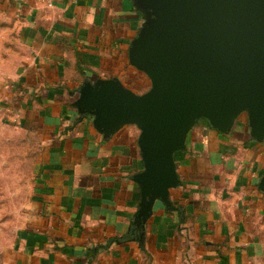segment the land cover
Listing matches in <instances>:
<instances>
[{
  "label": "crops",
  "instance_id": "0c3cea01",
  "mask_svg": "<svg viewBox=\"0 0 264 264\" xmlns=\"http://www.w3.org/2000/svg\"><path fill=\"white\" fill-rule=\"evenodd\" d=\"M143 22L134 0H0L2 121L37 142L0 264H264V141L244 115L227 134L189 131L171 207L139 229V130L107 138L74 108L85 81L140 73L128 49Z\"/></svg>",
  "mask_w": 264,
  "mask_h": 264
},
{
  "label": "water",
  "instance_id": "95a60500",
  "mask_svg": "<svg viewBox=\"0 0 264 264\" xmlns=\"http://www.w3.org/2000/svg\"><path fill=\"white\" fill-rule=\"evenodd\" d=\"M134 4L144 22L128 59L149 89L137 94L117 78L87 80L73 106L107 138L127 125L139 130L140 229L155 202L171 207L170 190L180 185L174 154L200 120L227 134L244 115L250 139L264 141V0ZM257 188L264 193V173Z\"/></svg>",
  "mask_w": 264,
  "mask_h": 264
},
{
  "label": "rangeland",
  "instance_id": "374dc122",
  "mask_svg": "<svg viewBox=\"0 0 264 264\" xmlns=\"http://www.w3.org/2000/svg\"><path fill=\"white\" fill-rule=\"evenodd\" d=\"M122 81L137 94L149 89L148 79L140 73L129 74ZM2 114L0 110V250L14 241L16 229L21 225L27 183L34 175L37 143L16 129L6 127Z\"/></svg>",
  "mask_w": 264,
  "mask_h": 264
},
{
  "label": "trees",
  "instance_id": "16d2710c",
  "mask_svg": "<svg viewBox=\"0 0 264 264\" xmlns=\"http://www.w3.org/2000/svg\"><path fill=\"white\" fill-rule=\"evenodd\" d=\"M200 122H202V123L206 124V122H205V121H203V120H200Z\"/></svg>",
  "mask_w": 264,
  "mask_h": 264
}]
</instances>
